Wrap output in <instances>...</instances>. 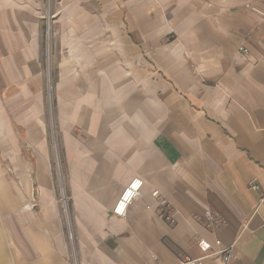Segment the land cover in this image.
<instances>
[{"label":"crops","instance_id":"obj_1","mask_svg":"<svg viewBox=\"0 0 264 264\" xmlns=\"http://www.w3.org/2000/svg\"><path fill=\"white\" fill-rule=\"evenodd\" d=\"M18 2L39 0H0V145L25 184L0 191V264H224L217 240L233 246L227 264H264V0H53L52 126L74 263L42 17ZM135 178L140 196L116 216ZM29 194L36 214L18 199ZM157 195L174 224L157 216ZM206 209L227 226L209 228Z\"/></svg>","mask_w":264,"mask_h":264},{"label":"rangeland","instance_id":"obj_2","mask_svg":"<svg viewBox=\"0 0 264 264\" xmlns=\"http://www.w3.org/2000/svg\"><path fill=\"white\" fill-rule=\"evenodd\" d=\"M16 5L22 8H29L35 9L37 12L40 13L42 19V28H43V40H44V52H43V68H44V81H45V92H46V106L47 112L50 119V138H51V148H52V162L51 168L54 175V186L57 188V204L59 205V218L61 219L62 225L64 227V232L67 240L68 251H69V258L72 263H74V251H73V238L70 232L71 226V210H70V202L68 200L66 194V187H65V180L62 172V164L59 157V152L57 150V140L54 132V128L52 126L53 120V112H54V89H55V69H54V55L52 49V32L54 24V8L55 4L53 0H39L38 3H22L18 2ZM50 13V14H49ZM49 16H51V22L49 23ZM49 25L51 28V36L50 40H48V29ZM50 48H49V46ZM26 145V144H25ZM29 148L26 146L22 148L20 153V158L22 163L24 162L25 165H30V161L32 159V155L29 153ZM28 151V153H27ZM31 169V168H30ZM22 172V167L20 164H14L10 158L6 155L3 146L0 145V191L4 188L5 192L16 191L18 186H25L24 182L21 181L22 178L20 176ZM32 173V170L29 171ZM28 174V173H26ZM22 175V174H21ZM29 175V174H28ZM29 186H32L31 179H28ZM34 186L37 187V184L34 183ZM18 192V190H17ZM37 194H29L26 195V199L21 201L20 203L26 204L27 213L36 214L37 210L39 209V199ZM15 201L18 202L17 197L15 196ZM0 221L4 224L0 226V232H6V214H0ZM3 229V230H2ZM6 235H4L5 237Z\"/></svg>","mask_w":264,"mask_h":264},{"label":"built area","instance_id":"obj_3","mask_svg":"<svg viewBox=\"0 0 264 264\" xmlns=\"http://www.w3.org/2000/svg\"><path fill=\"white\" fill-rule=\"evenodd\" d=\"M246 52V50H243ZM143 186V180L140 178H135L131 180L128 185L123 190L120 198L117 200L113 213L116 216L124 217L127 213L129 206L140 196L141 189ZM253 189H258L259 187L256 185V181L252 183ZM156 213L157 216L167 220L170 224L175 223L174 212L170 210L172 207V203L164 196L157 195L156 196ZM151 209L150 206L147 207ZM203 221L205 224L211 229H223L227 226V222L213 209H206L203 214ZM216 245L220 248L217 254H220L222 257V261L224 264L229 263L232 258V250L233 246L223 247L222 242L220 240L216 241ZM201 246L203 248L208 249L209 246L206 241L201 242ZM200 259H189V258H181L179 264H200Z\"/></svg>","mask_w":264,"mask_h":264}]
</instances>
